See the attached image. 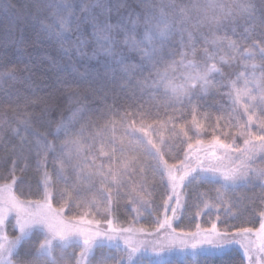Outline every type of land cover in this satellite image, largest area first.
<instances>
[{"label":"snow or ice","instance_id":"1","mask_svg":"<svg viewBox=\"0 0 264 264\" xmlns=\"http://www.w3.org/2000/svg\"><path fill=\"white\" fill-rule=\"evenodd\" d=\"M217 261L264 264V0H0V264Z\"/></svg>","mask_w":264,"mask_h":264},{"label":"trees","instance_id":"2","mask_svg":"<svg viewBox=\"0 0 264 264\" xmlns=\"http://www.w3.org/2000/svg\"><path fill=\"white\" fill-rule=\"evenodd\" d=\"M65 103H66V98H65ZM208 219V217H204V220L206 221ZM192 224L194 225L195 221H190L189 218L187 217V215L185 216V218L182 220V221H179L178 224H179V227H182V228H187L189 226V224ZM236 223H239V221H236ZM258 224H259V220L257 218L256 220V226L258 227ZM225 260L228 259V256L226 255L224 257ZM217 264H219V261H217Z\"/></svg>","mask_w":264,"mask_h":264}]
</instances>
